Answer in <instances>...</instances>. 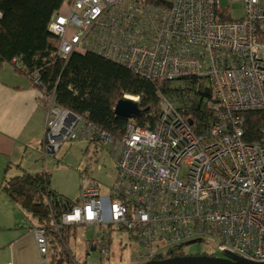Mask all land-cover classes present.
<instances>
[{
	"label": "built area",
	"instance_id": "built-area-1",
	"mask_svg": "<svg viewBox=\"0 0 264 264\" xmlns=\"http://www.w3.org/2000/svg\"><path fill=\"white\" fill-rule=\"evenodd\" d=\"M222 1L73 0L51 21L59 58L93 51L160 85L194 77L213 98L211 114L194 124L162 95L157 124L139 126L129 118L118 139L58 106L39 72L30 74L46 110L43 155L67 140L97 139L109 148L120 176L107 194L95 182L83 185L79 204L62 214L56 229L99 227L89 244L103 254L126 230L139 244L133 264L203 240L224 254L264 262V136L244 141L243 114L264 111V0ZM12 63L27 71L18 59ZM33 232L44 262L46 228Z\"/></svg>",
	"mask_w": 264,
	"mask_h": 264
},
{
	"label": "trees",
	"instance_id": "trees-1",
	"mask_svg": "<svg viewBox=\"0 0 264 264\" xmlns=\"http://www.w3.org/2000/svg\"><path fill=\"white\" fill-rule=\"evenodd\" d=\"M72 2L0 0V70L9 64L13 66L12 60L18 59L27 71L13 66L14 69L27 77L38 71L48 91L54 92L58 106L83 116L88 123L118 139L123 138L129 118L117 115L115 107L119 99L126 95L139 96L142 113L135 118L139 126L153 128L157 124L162 95H166L175 104L187 122H203L211 114V91L203 90L204 83L198 86L197 78L186 77L183 83L176 80L160 85L158 80L139 75L125 65L93 51L74 52L68 60L59 58L57 52L60 38L49 30V26L54 17L65 13L64 9L68 8L67 5L71 6ZM155 2L160 5L162 3ZM243 114L244 141L253 143L261 140L264 136V111L249 110ZM94 141L98 140L92 139L90 142ZM3 186L21 204L23 210L33 211L38 220L37 226L46 228L51 243L50 251L52 248L53 252L52 260L56 261L55 256L59 252L62 261L72 264V251L67 248L70 227L61 225L56 229L55 225L61 223L63 213L79 204V199L76 202L56 196L50 188L47 173L32 175L22 170L11 181L6 180ZM176 255L185 254L180 252Z\"/></svg>",
	"mask_w": 264,
	"mask_h": 264
},
{
	"label": "rangeland",
	"instance_id": "rangeland-1",
	"mask_svg": "<svg viewBox=\"0 0 264 264\" xmlns=\"http://www.w3.org/2000/svg\"><path fill=\"white\" fill-rule=\"evenodd\" d=\"M222 4L226 6L227 0H223ZM233 7L237 10L240 4H234ZM67 11L68 9L65 8L64 12ZM239 14V11H236V15ZM40 152H36L29 157L27 155V159L29 158L28 162L23 164L21 171L26 170L32 175L47 173L50 179V188L56 196L66 197L76 202L79 199L80 202L83 185L95 182L101 186L103 193L107 194L110 187L115 186L120 181L118 169L109 148L99 141L67 140L62 143L59 151L54 154L44 156L42 148ZM16 163L17 166L21 165L20 162ZM6 166L7 163H0V187L4 184L2 183L3 180L11 181L20 173L17 170L18 167L15 164H11V168L8 167V173L6 174L4 172ZM43 198L46 200L45 196ZM11 214L10 216L9 212L0 211V224H8L7 230L0 231V240H7L12 236L13 240H20L19 244L18 242H13L10 246V248H15L13 260L17 259L20 253L17 264H21L19 262L21 259L25 260V264H69L67 261H62L61 253L59 252L55 256L56 261H53L52 248L45 261L40 262L37 255H35V246L32 241L27 243L29 234H33L31 233L33 232L32 229L38 225L36 224L38 220L33 215V211L23 210V208L22 211H18L17 208L13 209ZM17 215H20L19 220L16 217ZM101 231L102 229L93 225L70 227L67 248L72 251L74 259L72 264L76 262H87L88 264H133V254L139 250V244L126 230L115 234L108 254L101 253L99 249H91L89 244L91 238L94 235H100ZM180 252L185 255H210L222 262H233L230 257L217 248L216 243L208 240L189 241L182 248L175 250V254ZM6 253L7 250L3 252L4 257ZM174 255L172 251L164 250L163 257L165 259Z\"/></svg>",
	"mask_w": 264,
	"mask_h": 264
},
{
	"label": "crops",
	"instance_id": "crops-1",
	"mask_svg": "<svg viewBox=\"0 0 264 264\" xmlns=\"http://www.w3.org/2000/svg\"><path fill=\"white\" fill-rule=\"evenodd\" d=\"M40 92L24 73L15 70L11 64L0 70V163H7L4 169L6 174L11 164L17 166L16 162L21 163L17 166V170L21 173L23 164L28 162L27 155L29 157L41 151L45 135L46 110L42 104H39ZM5 181L3 180L2 183ZM3 185L0 187V211H7L10 216L13 209L18 208V211H22L21 204ZM16 217L20 219V215ZM7 225L0 224V231L7 230ZM13 239L12 236L7 240H0V264H17L20 253L18 258L13 260L15 248L10 246L13 242L19 244L20 240ZM31 241L35 246V255L39 259L34 234H29L27 243ZM5 250L7 253L4 257ZM19 262L25 264L24 259Z\"/></svg>",
	"mask_w": 264,
	"mask_h": 264
},
{
	"label": "water",
	"instance_id": "water-1",
	"mask_svg": "<svg viewBox=\"0 0 264 264\" xmlns=\"http://www.w3.org/2000/svg\"><path fill=\"white\" fill-rule=\"evenodd\" d=\"M115 113L126 118H136L141 115L142 109L137 100L124 96L117 102ZM226 255L230 257L233 262H222L210 255H176L168 259L151 260L144 264H264V262L250 261L229 252H227Z\"/></svg>",
	"mask_w": 264,
	"mask_h": 264
}]
</instances>
